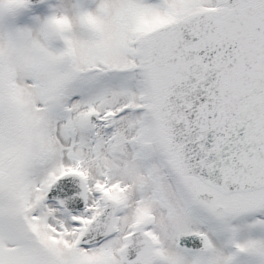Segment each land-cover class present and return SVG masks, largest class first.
<instances>
[{
	"label": "snow or ice",
	"instance_id": "snow-or-ice-1",
	"mask_svg": "<svg viewBox=\"0 0 264 264\" xmlns=\"http://www.w3.org/2000/svg\"><path fill=\"white\" fill-rule=\"evenodd\" d=\"M91 4L0 0V264H264V0Z\"/></svg>",
	"mask_w": 264,
	"mask_h": 264
},
{
	"label": "rangeland",
	"instance_id": "rangeland-1",
	"mask_svg": "<svg viewBox=\"0 0 264 264\" xmlns=\"http://www.w3.org/2000/svg\"><path fill=\"white\" fill-rule=\"evenodd\" d=\"M88 2H89V4H90L91 7H93V8L95 7L94 4H91V0H88Z\"/></svg>",
	"mask_w": 264,
	"mask_h": 264
}]
</instances>
